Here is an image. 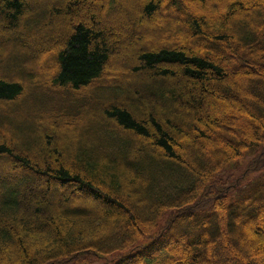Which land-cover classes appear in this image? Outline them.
<instances>
[{
  "label": "trees",
  "instance_id": "16d2710c",
  "mask_svg": "<svg viewBox=\"0 0 264 264\" xmlns=\"http://www.w3.org/2000/svg\"><path fill=\"white\" fill-rule=\"evenodd\" d=\"M191 1L167 0L176 13L169 27L183 32L196 49L133 52L131 41L142 39L135 36L118 48L113 29L91 15L75 26L64 49L53 52L58 70L37 89L43 96L35 129L24 137L19 129L11 139L0 136V158H10L8 168L0 170V264H264L259 231L264 222V8L251 6L257 0L220 5L199 0L205 14L197 16ZM103 3L108 12L119 7L118 0ZM161 3L146 0L136 12L140 23L151 22ZM77 4L46 0L39 9L29 0H0L1 33L29 38L41 27L77 17ZM238 22L245 24L239 31ZM13 39L17 48L23 46L19 37ZM213 49L234 58L243 71L227 69L228 59L214 56ZM122 52L132 54L127 85L109 75L99 82L108 60ZM34 78L0 77V105L17 103L25 89L39 83ZM244 85L257 89L262 100L248 113L257 126L245 128L238 138L222 127L228 114L216 101L245 113L231 99L236 95L218 92L242 94ZM98 86L113 96L102 109L97 91H90ZM54 89L67 101L61 104L50 96ZM128 92L133 103L121 100ZM91 107L103 117H87ZM44 122L49 123L45 132ZM81 124L87 131L93 128L97 137L80 139L74 131ZM59 126L72 130L69 143L62 142ZM63 145L71 151L66 158ZM36 146L41 149L37 155ZM190 151L193 160L184 157ZM10 176L20 177L10 181ZM41 185L47 187L45 193L39 191ZM75 193L89 196L92 207L75 211ZM248 224L254 245L232 246L227 227L242 234ZM213 252L218 259H211Z\"/></svg>",
  "mask_w": 264,
  "mask_h": 264
},
{
  "label": "rangeland",
  "instance_id": "374dc122",
  "mask_svg": "<svg viewBox=\"0 0 264 264\" xmlns=\"http://www.w3.org/2000/svg\"><path fill=\"white\" fill-rule=\"evenodd\" d=\"M30 2L36 3L37 8L43 7V5L46 4V0H29ZM78 4L73 8V11L76 12L77 17L71 19L69 22L67 20L58 22L55 21L56 25L52 26L51 28H40L35 31V34L32 36H23L20 34L14 35L15 37H19L21 39V42H23V46L20 48H17L15 46L16 42L13 39V35H6L1 33V30L4 28V22L3 18L0 16V50L3 51V56L0 58V77L7 78V79H17L21 81L26 80H34V76L37 78L39 83L36 84L34 88L31 89H25L23 96L20 98V100L17 103L11 104L10 107H3L0 105V136L4 139H11V135L16 134L15 130L19 129V134L21 137L31 135V131L35 129V124L37 121L35 119V113H36V107L39 105L40 99L43 96V93L38 92L39 85L43 83L44 81L51 80L54 77V74L56 73L57 66L55 65V58L52 55L53 52L57 50V47H60L62 49L65 48L66 39L73 33V30L75 29L76 25H79L81 23H84L86 21H89L86 17V9L97 2H100L101 8L100 10L94 14L95 16H99L101 20L109 27L113 29V33L115 34V40L118 48H122L126 46L129 41L127 40L128 37V31L129 29H135L136 28V19L137 17L136 12L132 10L133 8L131 5H129L128 2H125L124 0H118L119 7L114 12H108L106 3L102 4V0H77ZM124 1V2H123ZM199 0H193L191 2V6L193 9V12L197 16H201L205 14V11L198 6ZM207 3L211 5H220L224 4L227 0H205ZM233 1V0H230ZM123 3V4H122ZM260 4L264 8V0H257L254 4ZM167 0H162V3L160 5V13L157 15L161 19H157L156 22L153 23V29L144 37H142L141 40L135 39L131 41V48L133 52L140 50H146L149 47H174V46H191L194 47L192 44V41L190 39L184 40L183 38V32H181L178 28H171L169 25H174L176 20V16L172 19H168L170 16V13H173L172 7L167 11L165 10L167 6ZM61 7L62 6H58ZM41 9V8H39ZM247 9L249 7L247 6ZM35 12H39L38 10ZM32 12V15L35 13ZM42 12V11H41ZM107 12V17H105V13ZM41 13H36V15H39ZM173 14L176 15L174 12ZM264 14V13H263ZM43 15L40 16V19ZM86 17V19H84ZM156 17V16H155ZM154 17V18H155ZM90 19V18H89ZM153 19V18H152ZM49 21H53L54 19L52 15L48 18ZM181 21V20H180ZM151 23V22H147ZM183 23V22H182ZM262 23L264 25V18L262 20ZM245 24L238 22L237 23V30L243 29ZM27 27V24L22 25V30ZM201 54H203L202 50L199 49ZM212 53L214 56L217 57H223L227 56L224 54L219 55L220 51H217L215 49L212 50ZM128 56H132L131 52H122V54H113V56L108 60V70L102 75L101 79H99V82L108 81L109 76H113V78L123 83L124 85H127V81L131 78V69L129 67L128 63ZM228 60L225 63V66L227 69L231 71V69L236 70V72L243 71L242 68H240L238 62L234 58L226 57ZM255 71L257 70L254 68ZM109 75V76H108ZM100 86L93 88L90 90L91 92H96L97 96L96 99L98 101H102L101 103V109L106 103H109L110 100L113 99V96L111 95V91L107 88L100 90ZM99 89V90H97ZM214 89L217 90L216 87ZM145 91L151 94V89L149 87L145 86ZM218 91V90H217ZM220 94L229 93L236 95V99L231 98L235 101V103L242 106V108L245 110L244 112H241L239 110H232L227 107V104L225 101L217 100L216 103L220 109H225L228 114L229 122L225 123L222 127L228 128L231 130L232 135L236 137H244L243 130L245 128H254L257 126V121L250 116L248 113H254V109H256V102L259 100H262L259 92L257 89L249 86L244 85L243 86V93L242 94H234L226 89H221L218 91ZM50 93V92H48ZM61 90L54 89V91L50 94V96H54L58 101L61 99V104L66 102V97L61 95ZM111 95V96H110ZM226 96V95H223ZM227 97V96H226ZM230 98V97H229ZM122 102L127 103H133L134 97L131 92H128L127 95L124 97V99H121ZM113 102V101H112ZM82 103V102H81ZM79 102V104H81ZM88 104V103H87ZM52 105V104H51ZM45 107L47 109L51 108L46 100ZM91 113L94 118H102L103 114L101 110H99L97 107H91L90 111L87 113ZM91 114L87 115V117L91 116ZM42 116L44 115V111H42ZM44 132L49 127V123L44 122L42 124ZM58 134L60 135L62 142L69 143L68 136L72 130L65 129L62 126L58 127ZM38 129V127H37ZM186 129H189V127L186 126ZM76 134L80 137V139L88 140L91 138L97 137V133L95 130L89 129L86 130L84 124L78 125L77 130H75ZM16 134V135H17ZM217 135L211 134V138L216 137ZM229 139H232V137H229ZM41 140L39 141V143ZM82 142V141H81ZM36 143V142H35ZM33 142L32 146L35 145ZM187 150H191V146L189 144H183ZM41 149L36 146V149L34 151V154H40ZM62 153L64 157H68L71 155V151H68V149L63 145L62 147ZM185 159H191L193 160V152L190 151L186 155H184ZM10 162V158L5 156L4 158H0V170H5L8 168V163ZM0 171V172H1ZM20 177V176H19ZM19 177H9L8 179L16 181V179H19ZM7 179V181H8ZM43 182V181H42ZM40 192L45 193L47 190V187L44 185H41L39 188ZM55 195V196H54ZM51 195V198L53 200V203H56V194ZM40 196V195H36ZM76 196V202H77V209L75 211H82L83 208H91V198L87 196L86 194H79L75 193ZM99 207L103 209H109V206L107 204H97ZM252 225V224H251ZM251 225L247 226L242 234H239L238 230L233 228L230 229L227 227L229 238L231 245L235 247H240L243 249H247L249 246L254 245V237L251 235L250 229ZM259 231L264 235V222L262 224H259ZM211 259H218V253L213 252ZM213 261V260H212ZM216 262V261H215Z\"/></svg>",
  "mask_w": 264,
  "mask_h": 264
},
{
  "label": "bare ground",
  "instance_id": "6f19581e",
  "mask_svg": "<svg viewBox=\"0 0 264 264\" xmlns=\"http://www.w3.org/2000/svg\"><path fill=\"white\" fill-rule=\"evenodd\" d=\"M96 1H98V0H96ZM124 1L128 2L129 5H131V7L133 8L132 10H134L135 12H138L139 8L141 7V5L146 0H124ZM170 7H171V4L168 3L165 10L168 11L170 9ZM100 8H101L100 2H97V3L90 5L86 9V12H87L86 17L88 18V20H89L90 16L96 14L100 10ZM173 13H170V16L168 17V19L174 18L175 14H173ZM159 16H156L155 18H153L151 23H145V24H141L140 23V17L136 16L137 17L136 23H135L136 28L135 29H129L127 40H129L133 36H135L136 38H142L145 35H147L153 29V26H154L153 23L156 22L157 19H159V20L161 19ZM86 17L84 19H86ZM9 164H10V162L7 165H9ZM253 222L254 221L252 220L250 223H253ZM248 225H250V224H248Z\"/></svg>",
  "mask_w": 264,
  "mask_h": 264
}]
</instances>
